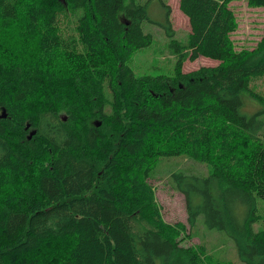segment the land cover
Masks as SVG:
<instances>
[{
    "label": "trees",
    "instance_id": "obj_1",
    "mask_svg": "<svg viewBox=\"0 0 264 264\" xmlns=\"http://www.w3.org/2000/svg\"><path fill=\"white\" fill-rule=\"evenodd\" d=\"M178 1L190 32L171 41L173 76L136 77L145 4L0 0V264H233L164 221L150 174L176 156L209 169L170 174L189 226L202 217L242 264H264L263 125L239 112L244 94L264 114L249 84L264 76V30L235 51L234 0ZM200 57L220 64L181 71Z\"/></svg>",
    "mask_w": 264,
    "mask_h": 264
},
{
    "label": "rangeland",
    "instance_id": "obj_2",
    "mask_svg": "<svg viewBox=\"0 0 264 264\" xmlns=\"http://www.w3.org/2000/svg\"><path fill=\"white\" fill-rule=\"evenodd\" d=\"M134 0V2L146 5L148 20L143 22L142 28L145 33L152 35V43L145 48L131 54L128 65L136 77L143 76H173L176 55L171 41L185 42L190 32L187 18L179 10L178 0ZM130 0H124L128 7ZM236 20V29L230 35L232 47L235 51H251L260 41L264 30V8H255L247 5L246 0H239L229 4ZM168 21V22H167ZM171 31L167 30V25ZM218 61L200 57L193 62L186 61L182 66L183 73L196 71L199 68H213L218 66ZM250 87L256 91H264V76L250 79ZM240 115L247 118L255 116L263 125L264 114L257 115L261 107L243 94ZM93 112H96L95 110ZM92 123L98 128L101 122L95 118ZM172 172H183L198 177H206L209 169L197 161L181 156L168 157L158 160L151 170L149 185L154 189L156 199L166 223H181L187 228V235L181 239V245L202 246L207 253H211L217 260L242 264L234 241L217 229H209L200 217L194 227L187 223L185 201L182 194L176 191L171 183ZM261 229L263 226L257 227Z\"/></svg>",
    "mask_w": 264,
    "mask_h": 264
},
{
    "label": "water",
    "instance_id": "obj_3",
    "mask_svg": "<svg viewBox=\"0 0 264 264\" xmlns=\"http://www.w3.org/2000/svg\"><path fill=\"white\" fill-rule=\"evenodd\" d=\"M4 117H5V115L3 114L1 118H4ZM33 134H34V133H31V134H30V135H29L27 138H29V139H30V138H31V136H32Z\"/></svg>",
    "mask_w": 264,
    "mask_h": 264
}]
</instances>
